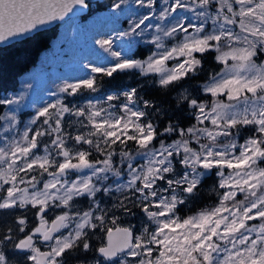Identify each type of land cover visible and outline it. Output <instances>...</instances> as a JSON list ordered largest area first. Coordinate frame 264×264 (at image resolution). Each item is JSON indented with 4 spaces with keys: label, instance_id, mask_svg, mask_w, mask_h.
Instances as JSON below:
<instances>
[{
    "label": "snow or ice",
    "instance_id": "obj_1",
    "mask_svg": "<svg viewBox=\"0 0 264 264\" xmlns=\"http://www.w3.org/2000/svg\"><path fill=\"white\" fill-rule=\"evenodd\" d=\"M134 4L142 59L98 40L115 62L27 122L26 92L0 97V264H264V0ZM77 7L0 0V53ZM122 73L144 80L89 98Z\"/></svg>",
    "mask_w": 264,
    "mask_h": 264
}]
</instances>
